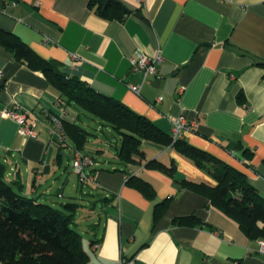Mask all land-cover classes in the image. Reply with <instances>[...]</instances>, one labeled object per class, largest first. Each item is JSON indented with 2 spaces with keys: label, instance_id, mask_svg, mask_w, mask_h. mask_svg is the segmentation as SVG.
I'll return each mask as SVG.
<instances>
[{
  "label": "crops",
  "instance_id": "crops-1",
  "mask_svg": "<svg viewBox=\"0 0 264 264\" xmlns=\"http://www.w3.org/2000/svg\"><path fill=\"white\" fill-rule=\"evenodd\" d=\"M115 1L129 12L121 20L96 15L89 0H0V29L168 135L171 119L196 120L182 139L244 173L264 197V0ZM137 50L163 57L146 81L130 71ZM128 85L140 87L139 95ZM58 97L42 73L0 45V163L25 196L80 205L76 228L91 236L83 244L85 264H264L259 240L177 182L215 185L172 147L143 142L144 160L124 166L110 129L90 122L84 154L93 157L99 185H81L70 170L72 149L50 145L47 113L76 120ZM14 105L30 112L34 137L19 135L5 115ZM154 161L173 167L174 177L147 166ZM129 178L149 184L152 194ZM52 189L69 201L50 202Z\"/></svg>",
  "mask_w": 264,
  "mask_h": 264
},
{
  "label": "trees",
  "instance_id": "trees-1",
  "mask_svg": "<svg viewBox=\"0 0 264 264\" xmlns=\"http://www.w3.org/2000/svg\"><path fill=\"white\" fill-rule=\"evenodd\" d=\"M104 1L89 0L88 8L106 19L121 20L129 13L115 0H110L103 8ZM0 45L29 69L42 73L58 91V105L69 107L76 113L73 123L65 122L59 116L66 143L56 147L61 150L71 148L84 154L86 142L92 135L86 125L94 128L90 122L100 123L110 129L113 138H120L116 156L124 166L144 160L143 142L172 147L196 167L205 170L215 185L186 180L177 182L183 188L204 195L211 206L233 220L249 239L264 240V197L244 173L190 146L183 139L173 141L171 135L144 116L134 113L117 100L96 93L85 82L68 77L59 64L40 58L15 35L1 29ZM111 134L107 137L110 138ZM147 166L174 177L173 167H164L156 161L149 162ZM8 173L7 167L0 163V264H85L88 256L82 246V234L75 225L80 205L66 203L58 207L25 196L18 181L8 180ZM133 179L129 178L127 182L138 184L147 196L152 194L149 184ZM164 205L158 206V212Z\"/></svg>",
  "mask_w": 264,
  "mask_h": 264
},
{
  "label": "built area",
  "instance_id": "built-area-1",
  "mask_svg": "<svg viewBox=\"0 0 264 264\" xmlns=\"http://www.w3.org/2000/svg\"><path fill=\"white\" fill-rule=\"evenodd\" d=\"M49 39H44L43 44H49ZM75 59V56H71ZM163 57L161 51H156L152 54H148L137 50L135 55L129 59L130 71L133 74H141L143 81H146L149 77L154 76L157 73V67L162 62ZM128 89L136 95H139L140 87L134 85H128ZM161 98H158L159 102ZM30 114L29 111L20 110L14 105L12 109L5 111V115L13 119L19 126L18 133L24 138H32L35 136L33 132V125H26V118ZM47 118L51 121V146L61 145L66 143V135L63 129L62 122L59 116L53 114H46ZM196 120L187 121L183 116H179L170 120V135L173 141L180 140L187 132H192L196 128ZM95 162L92 157L83 154L80 151H72V161L70 170L74 174L78 182L83 186H98L97 176L95 172H91ZM257 252L260 255H264V240L258 241ZM117 264H132V262H126L125 260H119Z\"/></svg>",
  "mask_w": 264,
  "mask_h": 264
},
{
  "label": "rangeland",
  "instance_id": "rangeland-1",
  "mask_svg": "<svg viewBox=\"0 0 264 264\" xmlns=\"http://www.w3.org/2000/svg\"><path fill=\"white\" fill-rule=\"evenodd\" d=\"M109 140L112 141V142H114V143H116V144H118V145H119V143H120V138H119V137L110 138ZM49 201H50V202H54V203H66V202H68L69 200H68V199H63V200H58V199H56V197H55V190L52 189V190H51V195L49 196ZM83 235H84V236L82 237V246H83V244L86 242V239H87V238H88V239H91V236H90L89 233H88V234H83ZM83 239H84V241H83Z\"/></svg>",
  "mask_w": 264,
  "mask_h": 264
},
{
  "label": "water",
  "instance_id": "water-1",
  "mask_svg": "<svg viewBox=\"0 0 264 264\" xmlns=\"http://www.w3.org/2000/svg\"><path fill=\"white\" fill-rule=\"evenodd\" d=\"M109 1H110V0H105V1H104L103 8L106 7V5L108 4Z\"/></svg>",
  "mask_w": 264,
  "mask_h": 264
}]
</instances>
